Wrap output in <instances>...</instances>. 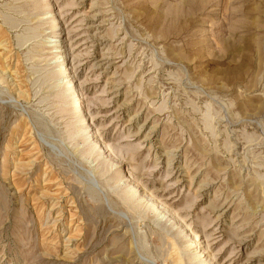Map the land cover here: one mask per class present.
Returning <instances> with one entry per match:
<instances>
[{
	"label": "rangeland",
	"instance_id": "rangeland-1",
	"mask_svg": "<svg viewBox=\"0 0 264 264\" xmlns=\"http://www.w3.org/2000/svg\"><path fill=\"white\" fill-rule=\"evenodd\" d=\"M200 263L264 264V0H0V264Z\"/></svg>",
	"mask_w": 264,
	"mask_h": 264
},
{
	"label": "bare ground",
	"instance_id": "bare-ground-1",
	"mask_svg": "<svg viewBox=\"0 0 264 264\" xmlns=\"http://www.w3.org/2000/svg\"><path fill=\"white\" fill-rule=\"evenodd\" d=\"M53 16V15H52ZM54 17V16H53ZM59 23V22H58ZM57 24V23H56ZM54 25V26H52L53 28H52V30L51 31H53V33H56V26L58 25ZM60 42V41H59ZM60 46H57L56 48H59ZM55 50V49H54ZM55 52H57V51H52L51 53L53 54V53H55ZM58 56V54L57 53H55L54 55H53V57L52 58H56ZM63 56V55H62ZM65 56L63 57V60L62 61H64L65 60ZM67 63V62H66ZM66 69V72H67V85L66 86H64V89H68V91H69V93H67V97H70V93H71V95H75V93H77V92H75L76 90H75V87H74V83L76 82H74V83H72V79H71V77L68 75V71H67V68H66V65H65V68L63 69V70H65ZM59 72H61L62 73V70L59 68ZM66 72H64V73H66ZM72 73V72H71ZM72 77H74V76H72ZM74 80V79H73ZM74 87V90L72 91V90H70V87ZM63 89V90H64ZM72 91V92H71ZM80 92V91H79ZM78 92V93H79ZM73 93V94H72ZM63 95V94H62ZM83 99V98H82ZM82 103V102H81ZM73 107H74V109L78 112V117H79V120L78 121H83V119L85 118V116L83 115V110H82V108H80V105H78V102H77V100L75 99L74 101H73ZM86 113V112H85ZM87 116H88V114H87ZM89 123V122H88ZM84 128V127H83ZM78 130V129H77ZM92 132V131H91ZM77 133H79V131H77ZM93 133V132H92ZM82 135V134H81ZM87 135V134H86ZM94 135V134H93ZM84 137V136H83ZM94 138V137H93ZM83 139V138H82ZM84 140H90L89 139V136H87V138H86V136H85V139ZM98 142V141H97ZM95 146H96V141H92V140H90V149H94L95 148ZM123 187V186H122ZM124 188H128L126 191H124L125 193H124V196H123V199L124 200H127V201H129V202H136V201H138V202H140L138 199L140 198V197H136V194H137V185L136 186H134L133 184H130V182H127L126 183V185L124 186ZM139 192V191H138ZM151 194H148V196H150ZM137 202V203H138ZM153 203H155V202H157V200L156 199H153V201H152ZM153 203H152V205H153ZM158 203V202H157ZM156 205V204H155ZM157 207H154L155 208V210H157V211H160V213L159 214H161V217H164V218H166L167 217V215H166V212H164V207L163 208H161L160 206H161V204L160 203H158L157 205H156ZM168 214V213H167ZM168 216H169V214H168ZM173 218H174V220H175V217L174 216H172ZM171 218V217H170ZM170 218H168L169 220H170ZM172 219V218H171ZM173 220V219H172ZM184 227V226H183ZM182 227V228H183ZM181 228V227H180ZM190 247V246H189ZM202 259V258H201ZM199 262H201V260L199 261ZM200 264H202V263H200Z\"/></svg>",
	"mask_w": 264,
	"mask_h": 264
}]
</instances>
